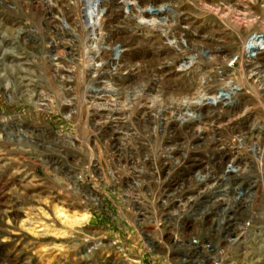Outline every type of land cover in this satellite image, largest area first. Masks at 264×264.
<instances>
[{
  "label": "rangeland",
  "instance_id": "obj_1",
  "mask_svg": "<svg viewBox=\"0 0 264 264\" xmlns=\"http://www.w3.org/2000/svg\"><path fill=\"white\" fill-rule=\"evenodd\" d=\"M164 3L167 10L178 12L141 15ZM164 3L150 0L141 6L139 0H103L102 21L109 30L90 32L84 43L78 31L73 32L76 37L65 36L54 18L71 31L61 15L69 12L78 21L81 12L91 26L102 17L92 6L76 0H0V264H264V0ZM60 4L63 9L57 14L51 7ZM129 15V24L138 23L140 34L132 46L120 48L128 35ZM178 27L194 34L190 49L195 59L191 64L179 59L160 79L154 67L160 62L171 65L172 48L182 52L171 35L176 31L186 38ZM102 33L109 39L103 40L104 47L110 44L107 58L113 61L119 49L124 62L137 65L130 68L133 74L118 73L123 78L119 86L90 81L91 69L98 64L87 58L86 45L96 50L93 40ZM217 45L225 46L223 60L211 56ZM248 47L262 55L252 68L244 55ZM59 51L72 68L56 64ZM206 75L233 97L228 110L242 107L241 112L227 114L224 124L204 114L192 129L175 130L167 124L174 105L222 99L209 94L176 101L182 90L194 93ZM97 88L98 93L92 90ZM117 88L122 95L118 99L111 93ZM132 109L135 113L127 117L124 111ZM110 110L114 113L104 118L95 113ZM138 111H144L143 116ZM246 116L253 119L244 123ZM245 125H255L245 131L249 139L257 135L256 128L263 131L259 140L241 146L249 154L254 147L260 151L249 157L250 194L232 200L221 215L214 203L223 196L188 200L197 195L191 178L194 157L212 167L208 159L220 157L224 148L219 144L214 149L203 138L231 145L237 139L231 127ZM170 144L179 147V156L167 154ZM174 188L178 195L166 203V194ZM224 216L233 222L229 240L222 232ZM231 239L241 244L231 246Z\"/></svg>",
  "mask_w": 264,
  "mask_h": 264
},
{
  "label": "bare ground",
  "instance_id": "obj_2",
  "mask_svg": "<svg viewBox=\"0 0 264 264\" xmlns=\"http://www.w3.org/2000/svg\"><path fill=\"white\" fill-rule=\"evenodd\" d=\"M50 1V0H49ZM52 1V0H51ZM63 1V0H62ZM157 2H166V1H172V0H156ZM55 2L58 4V0H55ZM140 5L141 6H146L147 3L150 4V0H139ZM64 3V2H63ZM69 3V2H68ZM56 4V5H57ZM76 4L78 5H86L89 7H93L95 9V11H98L99 15H101V19L97 22H95V19L92 20V25L89 26V21H88V17H83L81 12H80V20L78 21H74L72 14L70 15L69 12L66 14L67 17L64 16V14L61 15L62 18L65 19V22L67 25L71 26V28L73 30L68 31L66 30L67 28H65V25L63 24L62 21H60L57 18H54L55 22L58 24V26H62V32L65 36H75L76 34H74L73 32L78 31V36L81 37V39L84 41V43H86V39L89 38L90 36V32H103L104 30H109L108 26L104 23V21H102L103 16L106 14V8L104 7L103 4V0H76ZM153 4V3H152ZM66 5V4H65ZM45 6V5H44ZM61 4L59 8H52V10H54L55 13L57 14H61ZM74 6V5H73ZM74 8V7H73ZM152 8H155L154 6ZM212 8V7H211ZM234 9V8H233ZM91 10V8H90ZM120 10V9H119ZM68 11V10H67ZM108 12V11H107ZM110 12V11H109ZM161 12L165 13L167 16L169 15H175L176 11L175 9L172 8L168 9L165 8V3L163 5L158 6V9L156 10H146V11H142L141 15L144 16H155L157 14H160ZM172 12V14H171ZM53 14V13H52ZM110 14V13H109ZM108 14V16H109ZM121 14V13H120ZM224 14V13H223ZM55 15V14H54ZM113 15V13H112ZM119 15V14H118ZM56 16V15H55ZM115 16V15H114ZM113 17V16H112ZM116 17V16H115ZM119 17V16H118ZM117 17V18H118ZM61 18V19H62ZM82 18H84V20H81ZM235 18V17H234ZM63 19V20H64ZM112 19V18H111ZM174 19V18H173ZM173 19L168 20L169 21H173ZM232 19V18H231ZM131 18L130 15L128 16V21L126 22V27H125V33H127L128 35L124 38V40L120 41L121 45L120 48H129L130 46H132V42L135 39V36H138L139 33V24L138 23H134L135 26L132 27L131 24H129V22L131 23ZM110 22V20H109ZM112 23V22H111ZM174 23L178 24L177 21H175ZM4 24V23H3ZM78 24H80L81 26L78 27ZM226 25V24H225ZM184 27V25H183ZM225 27V26H224ZM186 29V28H185ZM181 27H178V30L184 31L185 32V36L186 38H180V33L174 31L171 32V35L176 38L178 46L180 47L181 53H179L178 51H176V49L172 48V51H174L175 53V57L171 60L172 63L171 65L168 64V62H160L156 67H154L153 69V73H155V76H159L160 79H163L168 73H170L171 69H172V65L174 63H176L179 59H182L184 62L191 64L193 63L195 56L194 53L192 52V50L190 49V41H191V36H193L194 34L191 33L190 30H185ZM176 30V29H175ZM139 33V34H138ZM170 33V32H169ZM195 33V32H194ZM76 37V36H75ZM74 37V38H75ZM113 37V36H112ZM264 37H262L261 39H263ZM194 39V37H193ZM260 39V40H261ZM103 40H106V42H108L109 39L105 38V35L102 33L100 35V38L97 40H93V44L98 45L96 50H93L92 48H90L91 46L86 45L87 46V51H85V54L88 55L87 58H89L90 61H95L98 65H94L91 69V73H93V76H91L90 81L91 80H100L104 81L105 80L109 83H111L114 86H119L120 83L123 81V78H120L121 76L118 75L119 72H123L124 70H130V73L133 74V70L130 69L133 66H137L136 63L131 62L130 63H126L123 60V57L125 56L122 51H119V49L117 50V53L115 54L116 58L114 57L113 61L110 60V58H107V54L109 52L108 47L110 46V44L108 43V47H104V42ZM132 40V41H130ZM252 40V39H251ZM36 41V40H35ZM262 41V40H261ZM263 42V41H262ZM132 43V44H131ZM251 44H253V41L250 42ZM249 43V44H250ZM255 43V42H254ZM137 44V43H136ZM163 44V43H162ZM208 44V43H207ZM263 44V43H261ZM53 46H55V48H57L58 50L60 49V46L56 43ZM219 46L218 48L214 49V51L211 52V56L215 57L216 60H223L226 57V54L224 52V45H217ZM163 48V47H162ZM170 48V47H169ZM168 50H171L169 49ZM233 48V47H232ZM135 49V48H134ZM174 49V50H173ZM82 50V49H81ZM166 51V50H165ZM164 53V52H163ZM243 53V52H242ZM86 55V56H87ZM243 55V54H241ZM244 55L246 58H248V66H251L256 63V61L261 60L262 55L260 54V52H258L257 49H253L252 47H248L247 49L244 48ZM56 56V55H55ZM58 57L55 58L54 60L57 62L56 64L58 66H62L64 67H71L69 64V60L67 58H65L63 56V54L59 51V54L57 55ZM81 60L84 57V52H81L79 54ZM174 56V55H173ZM78 57V56H77ZM79 58V57H78ZM87 60V59H86ZM245 60V59H244ZM54 61V62H55ZM73 63V62H72ZM54 64V63H53ZM55 64V65H56ZM141 64V62H140ZM258 64V63H257ZM263 65V64H262ZM148 66V65H147ZM243 66V65H242ZM256 66V64H255ZM258 66V65H257ZM88 67V66H87ZM264 67V66H263ZM72 68V67H71ZM138 68H140L139 66L136 67L135 70H137L135 73L136 76L139 75V73L141 72L140 70H138ZM254 68V67H253ZM264 69V68H263ZM69 70V69H68ZM70 71V70H69ZM194 71V70H193ZM129 72V71H128ZM62 73L65 74V70L62 69ZM199 73V72H198ZM255 73V72H254ZM144 74V73H143ZM146 74V73H145ZM202 74V73H201ZM133 75V76H135ZM200 75V74H199ZM152 76V75H151ZM264 76V75H263ZM201 77V76H199ZM86 78V77H85ZM137 78V77H136ZM198 79V78H197ZM264 79V78H263ZM84 80V79H83ZM132 80V79H131ZM161 81V80H160ZM199 82L194 86L195 87V92L192 94H188L186 95V93L184 92V90L181 91L180 95L178 97H175V99H178L176 101L181 100L182 98L187 99H191L193 98L195 95L196 97H198V99L201 98V96L204 97V95H209V94H213V99L215 96H218V94H220L222 96V99L220 101H208L202 104H183V103H178L177 106L174 105V108H171V112L172 114H170L171 116L169 117V119L167 120V124L174 126L176 129L175 130H179V128H183V129H192V126L195 125L196 123H201L200 120H202L203 115L205 114V119H212L215 123H223V121H226L227 119V114H232V115H236L238 112H241V108L238 109H232V110H228L229 106H231V104L233 103L232 99L233 97L230 95L229 92H225V87L222 86L220 84H214V79H209L206 76L201 77L200 80H198ZM260 81V80H259ZM126 82V81H125ZM74 84V83H73ZM261 84V83H260ZM263 84V83H262ZM193 86V85H192ZM227 87V86H226ZM259 87V86H258ZM124 88V87H123ZM121 88V89H123ZM230 88V87H227ZM226 88V89H227ZM71 89V88H70ZM118 89V88H117ZM113 90L111 91V93L113 95H116V99L120 98V93L119 90ZM125 89V88H124ZM94 92L98 93V88L96 90L92 89ZM153 92L154 90L158 93V91L156 90L155 87L152 88ZM151 90V91H152ZM72 91V90H71ZM92 91V92H93ZM229 91V89H228ZM160 92V91H159ZM164 92L162 93V95L164 96ZM225 92V94H224ZM231 92V91H230ZM123 94V93H121ZM159 94V93H158ZM235 94V93H234ZM240 94V93H239ZM252 94V93H251ZM124 95V94H123ZM131 95V94H130ZM249 95V94H248ZM193 96V97H192ZM212 97V96H211ZM124 98V97H122ZM173 98V97H172ZM94 99V98H93ZM184 99V101H185ZM121 100V99H120ZM143 100V99H142ZM183 100V99H182ZM218 100V99H217ZM119 101V100H118ZM200 101V100H199ZM201 102V101H200ZM199 102V103H200ZM173 104V103H172ZM170 106V105H169ZM115 108V107H114ZM136 108V107H135ZM138 108V107H137ZM235 108V107H234ZM192 111V114H189L188 112ZM70 112V110H69ZM106 112V111H105ZM139 112V111H138ZM97 117H102L104 118V115L107 114H112L114 113V110H110L108 113H100L98 111L95 112ZM120 113V112H119ZM123 113V112H122ZM124 113L127 115V117H131V115L133 113H135V109H132V111H124ZM123 113V114H124ZM141 113H144V111H140L139 114L141 116H143ZM146 113V111H145ZM174 113V116H172ZM118 114V113H117ZM229 114V115H230ZM136 115V114H135ZM138 115V113H137ZM139 115V116H140ZM228 115V116H229ZM79 116V115H78ZM167 116V115H166ZM172 117L174 119H172ZM184 118L183 120H180V118ZM231 117V116H230ZM252 116H246L243 118L242 122L247 123L249 120H251ZM135 119V118H134ZM164 119V118H163ZM232 119V118H231ZM253 119V118H252ZM10 123V122H9ZM164 124V123H163ZM210 124H212V122H210ZM224 124V123H223ZM240 124V122H239ZM8 125V124H7ZM238 125V124H236ZM256 125V124H255ZM254 126H238V127H231V131H232V136L236 137L237 139H235L232 143H230L231 145H228L226 140H216V139H207L208 136H205L202 139L200 138H196V141H204L207 143V145L213 147L214 149L218 148V145H224V148L222 150H220L221 154L220 157H217V155L214 154L213 159H208V163L212 162V167L209 166V164L207 165L205 163V161L199 157H194L193 159V170H194V176L191 177L192 179H195L196 181V193L197 195L195 196H189L188 200L193 199L194 197L198 200V198L201 197H205L206 195L211 196V197H215V196H223L222 198L217 199V201H215L214 206L217 208L218 212L221 215V212H227L228 210V206L230 204V202L233 200H237L239 197H243V196H248L250 194V191L252 189V184H247L246 180L248 179V168H249V157H254V156H258V151L259 149L257 148H253L251 153L249 154V152L244 151V149H242L241 146H245L247 147L248 144H251L253 142L254 138H257L258 140L260 139V136L262 134V130L261 129H255L257 132V135L252 136V138H248L247 134H246V130H250L253 131ZM211 126V125H210ZM122 127V126H120ZM126 127V126H125ZM261 127V126H260ZM123 128V127H122ZM129 128V127H128ZM194 128V127H193ZM124 129V128H123ZM217 129V128H215ZM29 130V129H28ZM128 130V129H127ZM126 130V131H127ZM195 130V129H194ZM112 132H110V135L115 134V130H111ZM215 131V130H214ZM220 131V130H219ZM217 132V131H216ZM112 133V134H111ZM117 133V132H116ZM128 133V132H127ZM179 133V132H178ZM188 133V132H187ZM195 133V132H194ZM169 134V133H168ZM189 134V133H188ZM209 134V133H208ZM61 135V134H60ZM109 135V134H108ZM210 135V134H209ZM28 136V135H27ZM32 136V135H31ZM181 136V135H180ZM184 136V135H183ZM61 138H65L66 136L61 135ZM119 138V137H118ZM168 138H170L168 136ZM202 138V137H201ZM239 138V139H238ZM131 139V138H130ZM181 139V138H180ZM66 140V139H65ZM166 140V139H165ZM120 141V140H119ZM118 141V142H119ZM136 141V140H135ZM139 141V140H138ZM174 139H169L167 142L171 143L173 142ZM72 142V141H71ZM115 142V141H114ZM124 142V141H123ZM122 143V142H121ZM128 143V142H127ZM203 143V142H202ZM194 144V143H193ZM192 144V145H193ZM199 144V143H198ZM257 144V143H256ZM139 145V144H138ZM179 145V144H178ZM254 145V144H253ZM112 146V145H111ZM118 146V144H117ZM168 146V145H167ZM166 146V147H167ZM171 146V152H167V154H172L173 157L178 155L180 153V149L176 144H170L169 147ZM120 147V145H119ZM168 147V148H169ZM181 147V146H180ZM238 148V151H234L235 148ZM244 147V148H245ZM116 148V147H115ZM126 149V148H125ZM120 150V148H119ZM165 151V150H164ZM171 155V156H172ZM179 156V155H178ZM185 157V156H184ZM212 157V156H211ZM136 158V157H135ZM217 158H220V160ZM146 159V158H145ZM166 159V158H165ZM167 159H171L170 156H167ZM192 159V158H191ZM175 161V160H173ZM177 161V159H176ZM166 162V161H165ZM169 163V162H168ZM219 163L221 166V168L218 170V168H216V166L218 165L219 167ZM251 163V162H250ZM171 164V163H170ZM209 166V167H207ZM130 181V180H129ZM252 181V180H251ZM247 184V186H246ZM254 186H258L259 185L256 183V185L254 184ZM132 187V186H131ZM141 184L139 185L138 188L141 189ZM247 188V189H246ZM139 189V190H140ZM164 189V188H163ZM168 192V191H166ZM166 194V193H165ZM178 195V192L176 191V189H173V192L166 194V203H168L169 201H172L176 196ZM194 198V199H195ZM179 200V199H178ZM187 200V199H186ZM184 203V202H183ZM188 203V201L186 202ZM135 205L137 204L136 202L134 203ZM190 204V203H189ZM197 204V203H196ZM138 205V204H137ZM136 205V206H137ZM161 205V204H160ZM191 205V204H190ZM233 205V204H232ZM173 208L176 207L174 210L178 211L181 209L180 205H171ZM183 207H186L187 204L184 203V205H182ZM191 207V206H190ZM142 208V207H140ZM230 208V207H229ZM175 212V211H174ZM140 213V212H139ZM142 213V212H141ZM231 216V215H230ZM222 217V216H221ZM231 218V217H230ZM223 219L225 220V223L222 227V232L223 234H225V237L228 238L232 235L233 232H231L232 230L230 229L231 226H233V222L232 219H227L225 216L223 217ZM221 232V233H222ZM237 238V237H236ZM239 238V237H238ZM235 240V239H234ZM240 239L235 241H230L231 246L235 245V243H237L238 245L241 244Z\"/></svg>",
  "mask_w": 264,
  "mask_h": 264
}]
</instances>
